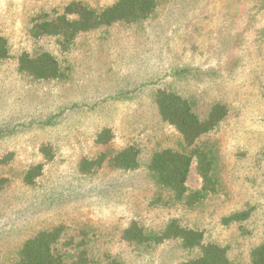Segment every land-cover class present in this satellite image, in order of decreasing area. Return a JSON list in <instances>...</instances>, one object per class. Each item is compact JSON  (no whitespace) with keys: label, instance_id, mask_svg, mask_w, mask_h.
I'll return each mask as SVG.
<instances>
[{"label":"rangeland","instance_id":"obj_1","mask_svg":"<svg viewBox=\"0 0 264 264\" xmlns=\"http://www.w3.org/2000/svg\"><path fill=\"white\" fill-rule=\"evenodd\" d=\"M69 1L0 0V34L13 56L0 62V156L14 154L0 166L9 178L0 192V264H11L23 241L58 223L66 236L85 231L99 264L105 255L120 264H180L188 254L177 242L135 248L119 239L131 220L159 231L172 218L227 246L230 264H251L250 251L264 241V0H158L149 20L84 34L63 56L53 39L33 41L28 28L35 13ZM80 1L100 8L114 0ZM36 49L68 66V79L34 82L17 73L14 57ZM159 88L192 99L201 117L214 102L228 106L224 121L199 140L213 152L217 190L192 208L162 205L167 194L143 166L77 171L81 158L130 143L142 163L153 151L178 147V133L161 122L153 102ZM103 128L114 135L107 147L93 142ZM42 144L52 145L54 158L25 186L23 172L43 161ZM186 186L201 187L194 163ZM248 209L247 220L220 223Z\"/></svg>","mask_w":264,"mask_h":264},{"label":"trees","instance_id":"obj_2","mask_svg":"<svg viewBox=\"0 0 264 264\" xmlns=\"http://www.w3.org/2000/svg\"><path fill=\"white\" fill-rule=\"evenodd\" d=\"M157 8L158 0H114L100 8L73 0L61 7L35 13L29 20L28 34L33 41L53 39L64 56L73 49L80 36L115 24H142L155 14ZM11 58L9 42L0 34V62ZM14 58L17 73L31 81L49 83L68 79L69 67L46 50L21 51ZM153 102L161 122L178 133L180 142L177 148L165 147L153 151L142 163L140 148L130 143L117 150H103L94 157L81 158L77 171L90 176L104 167L128 172L143 166L154 184L167 194V199L160 201L162 205L181 204L192 208L217 190L213 152L199 140L224 121L228 106L214 102L206 115L201 117L194 110L195 102L192 99L167 88L157 89L153 93ZM5 131L0 130V138ZM113 138L112 130L103 128L95 134L93 142L96 146L107 147ZM38 151L43 161L30 166L22 174L21 181L28 187L36 184L44 166L54 158V149L50 144L40 145ZM13 159V152L0 156V166L8 165ZM193 163L201 187L189 191L186 180ZM8 182L9 178L0 176V192ZM250 214V209L233 212L223 216L220 223L223 226L241 223ZM66 230L62 223L38 230L23 241L11 264H99L100 261L90 253L86 232L66 236ZM119 239L135 248H152L169 241L177 242L179 248L188 254L180 264H230L227 246L207 241L203 230L186 226L177 218L168 220L159 231L146 229L139 221L131 220L120 231ZM249 258L251 264H264V241L252 248ZM104 262L120 264L109 255L104 256Z\"/></svg>","mask_w":264,"mask_h":264}]
</instances>
